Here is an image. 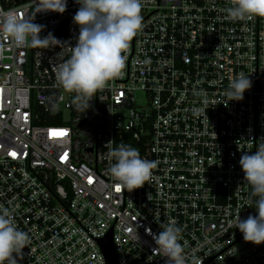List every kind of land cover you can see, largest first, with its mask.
<instances>
[{
	"label": "built area",
	"instance_id": "built-area-1",
	"mask_svg": "<svg viewBox=\"0 0 264 264\" xmlns=\"http://www.w3.org/2000/svg\"><path fill=\"white\" fill-rule=\"evenodd\" d=\"M36 3L0 0V10L23 18ZM231 6L146 0L123 75L85 113L74 93L55 86L49 60L59 47L3 41L0 208L30 238L18 264H109L110 233L119 264H165L147 229L159 234L169 220L182 229L189 264L193 255L203 264H264V244L245 242L233 226L238 213L257 215L239 160L264 140V17L230 20ZM78 8L67 0L63 14L37 13L34 22L45 26L42 36L74 45ZM239 73L252 87L229 101L225 91ZM110 140L156 162L143 187L129 192L112 179Z\"/></svg>",
	"mask_w": 264,
	"mask_h": 264
},
{
	"label": "clouds",
	"instance_id": "clouds-1",
	"mask_svg": "<svg viewBox=\"0 0 264 264\" xmlns=\"http://www.w3.org/2000/svg\"><path fill=\"white\" fill-rule=\"evenodd\" d=\"M79 5L73 17L79 33L75 43L62 41L51 32L42 36L45 26L35 23L37 13L55 12L63 14L67 0H37L35 11L23 18L15 10H0V57L3 55V41L16 47L55 49L61 51L50 59L55 73V86L65 92L74 93L73 104L83 113L91 107L96 93L107 83L123 75L126 52L130 42L143 27L142 9L146 0H75ZM227 9L230 20H250L264 17V0H231ZM67 58L65 59V56ZM252 87L249 76L237 74L229 82L225 91L229 101H242L244 93ZM57 107L53 105V108ZM108 152L107 171L112 179L129 192L141 188L152 179L156 162L143 159L137 149L121 143L113 147V140L105 144ZM239 165L244 173V181L251 186V196L255 197L249 207L255 208L257 215L241 219L238 213L233 226L243 234L245 242L264 244V140L255 152H243ZM159 234L149 235L155 241L153 252L165 257V264H189V258L181 244L182 229L175 220L160 224ZM28 233L19 230L12 212L0 208V264H18L23 257V249L29 244ZM191 264H203L194 255Z\"/></svg>",
	"mask_w": 264,
	"mask_h": 264
},
{
	"label": "water",
	"instance_id": "water-1",
	"mask_svg": "<svg viewBox=\"0 0 264 264\" xmlns=\"http://www.w3.org/2000/svg\"><path fill=\"white\" fill-rule=\"evenodd\" d=\"M64 31H59V34H62ZM103 248L106 253L109 264H119L117 259L116 250L112 240V235H110L103 241Z\"/></svg>",
	"mask_w": 264,
	"mask_h": 264
},
{
	"label": "snow or ice",
	"instance_id": "snow-or-ice-1",
	"mask_svg": "<svg viewBox=\"0 0 264 264\" xmlns=\"http://www.w3.org/2000/svg\"><path fill=\"white\" fill-rule=\"evenodd\" d=\"M66 133H58V134H55V135H60V136H63L65 135ZM12 155H15V153H12ZM117 191H119V188H117Z\"/></svg>",
	"mask_w": 264,
	"mask_h": 264
}]
</instances>
